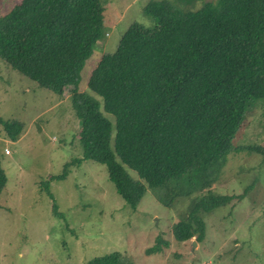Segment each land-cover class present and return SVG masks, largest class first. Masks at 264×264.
<instances>
[{
	"label": "trees",
	"instance_id": "trees-1",
	"mask_svg": "<svg viewBox=\"0 0 264 264\" xmlns=\"http://www.w3.org/2000/svg\"><path fill=\"white\" fill-rule=\"evenodd\" d=\"M142 11L150 25L132 22L87 80L101 103L79 90L105 35L100 0H20L0 13V58L40 87L70 95L83 146L74 163L104 164L131 207L146 190L170 206L179 194L210 188L230 152L264 156V146L234 145L246 118L264 108V0H151ZM101 105L114 116V133ZM0 125L12 140L23 127L1 116ZM6 182L0 160V195ZM233 198L211 191L195 197L189 215L174 225L176 240L200 242L202 214ZM163 244L169 242L159 237L146 255L162 253ZM86 264L134 263L113 251Z\"/></svg>",
	"mask_w": 264,
	"mask_h": 264
},
{
	"label": "rangeland",
	"instance_id": "rangeland-1",
	"mask_svg": "<svg viewBox=\"0 0 264 264\" xmlns=\"http://www.w3.org/2000/svg\"><path fill=\"white\" fill-rule=\"evenodd\" d=\"M20 0H0V13ZM105 35L82 72L79 90L87 88L100 57L113 52L132 22L150 20L142 7L151 0H100ZM102 113L115 126L114 116ZM0 116L18 120L17 139L0 125V160L7 175L0 195V264H86L119 251L134 264H264V156L247 150L228 154L221 174L210 188L177 195L170 206L146 190L134 207L116 191L107 167L82 160L81 127L70 95L52 91L11 69L0 58ZM112 133V134H113ZM234 145L264 146V108L246 118ZM9 152H5V148ZM64 170V178L52 179ZM133 179L134 171L128 170ZM207 191L234 196L227 204L202 214L205 236L192 247L180 242L174 225L186 218L195 197ZM243 194L242 199L236 196ZM169 242L162 253L146 255L158 238Z\"/></svg>",
	"mask_w": 264,
	"mask_h": 264
},
{
	"label": "water",
	"instance_id": "water-1",
	"mask_svg": "<svg viewBox=\"0 0 264 264\" xmlns=\"http://www.w3.org/2000/svg\"><path fill=\"white\" fill-rule=\"evenodd\" d=\"M196 243H197L196 240H193V241H192V247H191V250H193V246L196 245Z\"/></svg>",
	"mask_w": 264,
	"mask_h": 264
},
{
	"label": "built area",
	"instance_id": "built-area-1",
	"mask_svg": "<svg viewBox=\"0 0 264 264\" xmlns=\"http://www.w3.org/2000/svg\"><path fill=\"white\" fill-rule=\"evenodd\" d=\"M5 152H6V153H8V152H9V149H8L7 147L5 148Z\"/></svg>",
	"mask_w": 264,
	"mask_h": 264
}]
</instances>
